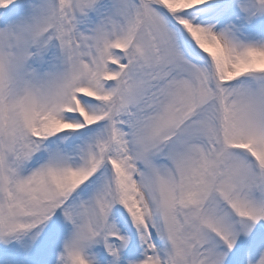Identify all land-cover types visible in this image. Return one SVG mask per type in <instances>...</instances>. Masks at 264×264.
<instances>
[{
  "label": "snow or ice",
  "instance_id": "1",
  "mask_svg": "<svg viewBox=\"0 0 264 264\" xmlns=\"http://www.w3.org/2000/svg\"><path fill=\"white\" fill-rule=\"evenodd\" d=\"M0 264H264V0H0Z\"/></svg>",
  "mask_w": 264,
  "mask_h": 264
}]
</instances>
